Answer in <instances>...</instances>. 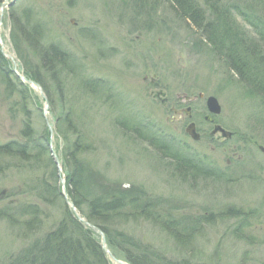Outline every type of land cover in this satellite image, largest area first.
<instances>
[{
	"label": "rangeland",
	"instance_id": "374dc122",
	"mask_svg": "<svg viewBox=\"0 0 264 264\" xmlns=\"http://www.w3.org/2000/svg\"><path fill=\"white\" fill-rule=\"evenodd\" d=\"M138 4L132 0H0V68L9 71L6 80L0 72V145L23 142L20 132L26 119L35 133L48 131V153L36 157L34 152L28 165L0 156V210L9 217L0 218V264L14 260L57 225L76 236L69 217L95 241L90 234L98 227L66 205L67 193L65 197L40 195V186L60 193V182L66 179L63 138L71 136L64 128L59 132L68 135L54 128L62 100L74 103L68 109L91 144L83 160L99 179L100 194L111 198L117 196L116 190L127 191L135 202L117 217H107L105 232L98 229L103 237L97 244L109 264H129L126 254L154 264H264L262 102L247 79L211 55L198 31L160 1ZM232 5L255 7L254 0H228L227 6ZM256 12L263 18L260 9ZM232 23L246 46L258 47L251 26L237 16ZM39 29L41 35L34 33ZM12 37L24 63L40 74L54 103L53 113L42 87L38 84L43 96L26 82L31 80L24 76L27 68L16 55ZM49 45L59 46L68 55L67 67L76 71V77H64L62 97L42 60ZM89 81L95 83L92 93L84 91ZM20 85L28 86L29 99L17 94ZM182 94L202 98L181 104L176 97ZM36 97L39 109L34 105ZM208 97L216 99L218 115L208 112ZM187 106L190 119L185 113L171 112ZM205 116L214 123L205 121ZM190 122L199 135L197 141L185 132ZM123 125L138 128L154 141L173 142L174 151L193 157L198 170L206 174L183 180L171 160ZM215 125L233 137L211 135ZM51 146L59 169L51 158ZM30 205H35L33 218L19 211H28ZM229 209L240 217L227 214ZM33 221L41 226L36 233ZM23 223H31L28 230Z\"/></svg>",
	"mask_w": 264,
	"mask_h": 264
},
{
	"label": "trees",
	"instance_id": "16d2710c",
	"mask_svg": "<svg viewBox=\"0 0 264 264\" xmlns=\"http://www.w3.org/2000/svg\"><path fill=\"white\" fill-rule=\"evenodd\" d=\"M141 1L142 0H132L133 4L137 6H141V4H138ZM157 1H160L163 6H166L168 10L173 12L180 21L198 31L202 35L200 41L208 47L211 55L217 57L218 60H221L224 65H227V67L232 68L239 77L247 79L249 81L248 85L252 88V91L254 92L253 94L256 96L252 97L259 98L264 108V3H262V0H254L255 9L250 7L243 9L240 5H236V7L233 5L227 6L228 0ZM199 2H201V5ZM146 7L147 4L145 1V8ZM258 9L261 10L263 18L259 19L256 16V10ZM236 16L241 17V19L255 31L256 41L258 42L256 44L258 46L257 48L256 46H246L244 41L237 37V31L233 28L232 23L233 18ZM41 32V29H39L38 32L34 33L41 35ZM243 37L246 38V36ZM11 40L17 57L22 63H24L13 37ZM197 44L198 41L196 40L193 44L194 49L197 48ZM67 56L68 55L62 51L59 46L49 45L44 50L42 57L44 62L46 60V73L49 74L52 79H55L54 86L56 87V93H59V97H62V91H64V80H66L64 77L67 78L68 74L69 76L76 75V71L74 72L67 67L69 65ZM24 65L27 68L24 76L42 87L53 113L55 106L51 100L48 89L40 80V74L32 70L27 62L24 63ZM56 69L57 71H55ZM63 71H68V73H64ZM0 72L4 79L9 76L8 67L4 70L0 68ZM87 84L89 87H84V91H87L88 93L90 91V93H92V91H94L95 83L89 81ZM7 87L10 88V85L7 84ZM27 88L28 86H19L18 90L21 89L22 91L20 90L17 94L21 95V99L23 98L27 100L29 99L28 94L32 95L31 92L27 93ZM34 101L35 107L39 109V107H41L39 98H34ZM60 104L62 109L59 115L54 117V128L58 133L64 135H68L69 133L71 136L70 138H67V136L63 138L64 143L67 145L63 154V165L65 168L66 191L68 198L82 216L97 226L98 229L105 232L103 227L105 225L107 226V217H117L120 212L124 211L128 206L133 205L135 202L127 196V193H125L127 191L116 190L115 193L117 196L111 198L100 194L103 187L98 183L99 179L97 180L95 178V173L92 172L91 167L83 160V155L88 152L91 144L84 136V131L83 134L82 130H79L81 125L76 124L73 119V113H71L70 109L75 105L67 100H62ZM22 109L25 114L28 115L25 106H23ZM66 109L68 110L66 111ZM27 120L28 119H26L23 129L20 132V138L23 142L10 141L0 145V156L20 161L24 165L29 164V159H31L30 155L34 154V152H36V157L48 153L47 129L42 130L41 133H35L34 129L30 127L29 120ZM127 125H123V127L130 129L132 134L146 141L153 149L159 151L161 155L171 160L175 165V172L183 180L186 179V176L189 178L191 175L206 174L204 171L198 170V166L194 163L196 160H194L193 157H187L184 156V154L180 155L177 150L174 151V149L171 148L173 142L167 141L166 143L163 138L160 139L161 142L154 141L149 137L148 133L147 136L138 128H130ZM61 128H64L68 133L59 132ZM49 160L52 164L51 158H49ZM40 189V195L43 197L47 192L49 194L48 196H59L58 191L48 190L46 186L44 188H41L40 186ZM43 197L42 199H44ZM39 199L41 200V198ZM34 206L35 205H30L28 211L24 209H20L19 211L22 212L23 216L28 214L33 218L36 216V211L33 209ZM5 213L0 210V218L9 219L8 215H5ZM227 214L240 217L237 211L230 209L227 211ZM69 222L71 223V230H76L78 232L76 233V236L72 235V233L70 234L62 224L57 225V227L43 238L36 239V242L32 244L30 248L20 252L14 260H8L5 264H109L108 261L105 260L104 254L97 244L99 236L91 232L90 235H92V239L95 240L91 242L88 236L89 233L83 230L80 223L76 222L71 217H69ZM26 224L27 223H23V226L28 230L31 223L27 224L28 226ZM33 224V232L36 233L41 226L34 221ZM106 238L110 245L111 241L109 240V237L107 236ZM82 246L84 247L82 248ZM109 248L114 250V246L112 245L109 246ZM116 250L125 255V251L121 252L118 249ZM88 255H90L92 260H88ZM125 257L129 264H154L147 260L130 258L127 254Z\"/></svg>",
	"mask_w": 264,
	"mask_h": 264
},
{
	"label": "water",
	"instance_id": "95a60500",
	"mask_svg": "<svg viewBox=\"0 0 264 264\" xmlns=\"http://www.w3.org/2000/svg\"><path fill=\"white\" fill-rule=\"evenodd\" d=\"M0 10H1V9H0ZM19 78H20V79H23V77H21V76H20ZM26 82L29 83V84H32V85L36 86V87L38 88V90L40 91L41 95L43 94V93L41 92L40 87H39L38 84H36V83H34V82H31V81H28V80H26ZM42 96H43V95H42ZM198 97H199V98H202V95H199ZM43 98H45V97H43ZM195 99H196V97H193V98L184 97V98H183L184 101H193V100H195ZM206 107H207V110H208V112H209L210 114L218 115L219 112H220V108H219V106H218V103H217L216 99L213 98V97H208V98L206 99ZM46 109H47V103H46L45 108H44V110H43V114L46 113ZM206 119L209 120L208 117H206ZM46 126H47V128L51 131V128H49V124H48V123H46ZM185 132H186V134H187L191 139H193V140H195V141H197V140L199 139V135L195 132V126H194L193 123H191V124H189V125L187 126V128L185 129ZM50 133H51V132H50ZM216 133H220V136H221L223 139H230V138H231V133L228 132V131L223 130V129H222L221 127H219V126H214V129H213V131L211 132L212 135H214V134H216ZM51 157H52V159H53V161H54L56 167L59 169V168L61 167V165H60V163L57 161V159H56L55 155L52 153V151H51ZM64 197H65V195H64ZM65 202H66V205H67L69 208H74V207H73V204H72L69 200H67L66 197H65ZM78 219H79V218H78ZM78 221H79V220H78ZM79 222H80V221H79ZM82 225L85 226L86 224H85V223H82ZM86 226H87V225H86ZM92 230H93L94 232H96L97 234H99L101 237H103L102 232H101L100 230H98V229H94V228H92ZM101 239H102V238H101ZM103 251L105 252V254H107V255L111 258V255H110L109 251L106 249V247H105L104 244H103ZM114 261H115V260H114ZM115 262H116L117 264H122V263H120V262H118V261H115Z\"/></svg>",
	"mask_w": 264,
	"mask_h": 264
},
{
	"label": "bare ground",
	"instance_id": "6f19581e",
	"mask_svg": "<svg viewBox=\"0 0 264 264\" xmlns=\"http://www.w3.org/2000/svg\"><path fill=\"white\" fill-rule=\"evenodd\" d=\"M10 35V34H9ZM0 43H2L1 42V39H0ZM178 96H186V94H182V95H178ZM174 114H178V113H175V112H173ZM184 113L186 114V115H188L189 117H191V115H192V113H191V109H190V107L189 106H187V108H185L184 109ZM209 118V117H208ZM205 121H210V118H209V120H207L206 119V116L203 118ZM213 131V130H212ZM211 131V132H212ZM212 135V134H211ZM214 135H219V138H220V133H216V134H214ZM233 137V134L231 133V138ZM48 143V142H47ZM50 144V143H49ZM48 147V146H47ZM54 149H55V147H54ZM260 150H262V148H259ZM50 151H52V153L55 155V151L53 150V146H51V148L49 149ZM52 158V157H51ZM60 193L59 194H61L63 197H64V194L65 193H67L65 190H66V179H62L61 180V182H60ZM62 190V191H61ZM63 192V193H62ZM68 197V195H66V198ZM70 201V200H69ZM74 207V206H73ZM84 226V225H83ZM93 233H96V232H94L93 231Z\"/></svg>",
	"mask_w": 264,
	"mask_h": 264
},
{
	"label": "flooded vegetation",
	"instance_id": "af4514ba",
	"mask_svg": "<svg viewBox=\"0 0 264 264\" xmlns=\"http://www.w3.org/2000/svg\"><path fill=\"white\" fill-rule=\"evenodd\" d=\"M214 120H212V121H209V122H211V124H213L214 122H213Z\"/></svg>",
	"mask_w": 264,
	"mask_h": 264
}]
</instances>
